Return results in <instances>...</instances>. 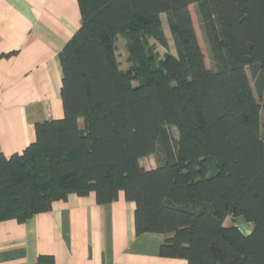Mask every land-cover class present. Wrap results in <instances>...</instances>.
<instances>
[{"label": "trees", "instance_id": "trees-1", "mask_svg": "<svg viewBox=\"0 0 264 264\" xmlns=\"http://www.w3.org/2000/svg\"><path fill=\"white\" fill-rule=\"evenodd\" d=\"M78 2L81 25L59 53L64 115L36 122L21 153H0V221H25L70 194L105 204L123 193L137 234L166 235L161 255L264 264V0ZM163 15L179 54L155 63L140 53L145 35L168 46ZM151 156L156 166H143Z\"/></svg>", "mask_w": 264, "mask_h": 264}, {"label": "crops", "instance_id": "crops-1", "mask_svg": "<svg viewBox=\"0 0 264 264\" xmlns=\"http://www.w3.org/2000/svg\"><path fill=\"white\" fill-rule=\"evenodd\" d=\"M81 25L78 0H0V153H21L36 122L64 115L59 53ZM133 201L70 194L25 221H0V264H187L161 255L166 235L136 233ZM232 218L231 222H227ZM245 233L253 225L228 216ZM240 220V221H239Z\"/></svg>", "mask_w": 264, "mask_h": 264}, {"label": "rangeland", "instance_id": "rangeland-1", "mask_svg": "<svg viewBox=\"0 0 264 264\" xmlns=\"http://www.w3.org/2000/svg\"><path fill=\"white\" fill-rule=\"evenodd\" d=\"M190 9H191L194 25H195V28L197 31L198 39H199L200 45L202 47V50L205 54L206 65L209 68H212L213 67L212 60L210 58L208 46H207L206 41L204 39L200 19L196 13V6L191 5ZM162 19H163V29L167 35V38H168V46L164 47L160 43H158L157 40H155L153 37L145 35V37H146L145 46H144V49L142 50V52L140 53L141 55H144L146 57L151 56V58H149V59H152V61L155 63H158L159 61H161L168 52H171V53L176 54V55L179 54V51L177 50V48L174 44L173 34L170 30L168 20H167V16L163 15ZM126 43L127 42H126L125 36L120 35L118 37L117 47H118V52L120 54V58H121L122 62L125 61L126 54H127L126 53ZM262 121H264L263 118H262ZM171 132L174 136L178 135V129L176 127L171 128ZM263 132H264V127H263ZM142 164H143V166H145L147 168H151V167L156 166L155 156H151L149 158L143 159ZM231 221H232V218L227 219L228 223Z\"/></svg>", "mask_w": 264, "mask_h": 264}]
</instances>
